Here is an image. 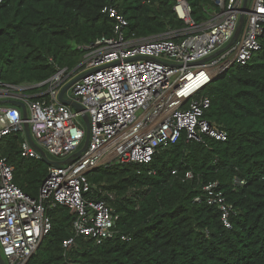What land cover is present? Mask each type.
<instances>
[{
    "label": "trees",
    "instance_id": "obj_1",
    "mask_svg": "<svg viewBox=\"0 0 264 264\" xmlns=\"http://www.w3.org/2000/svg\"><path fill=\"white\" fill-rule=\"evenodd\" d=\"M187 2L196 23L215 7L214 0ZM176 5L177 0H1L0 81L30 87L26 92L45 91L48 84H39L58 67L73 69L82 61L80 46L113 34L116 19L104 7L128 19L129 35L149 38L187 27ZM260 42L247 65L230 67L204 90L212 101L205 117L227 131V140L183 135L148 164L120 163L88 174L95 196H101L99 187L116 193L109 200L116 226L130 241L118 236L98 244L79 236L66 252L63 241L75 235V215L56 204L49 209L52 230L29 264H264V33ZM23 139L21 132L6 136L0 155L15 165V182L38 197L50 165L23 158ZM188 171L193 178H186ZM215 181L234 206L232 228L206 200L203 187Z\"/></svg>",
    "mask_w": 264,
    "mask_h": 264
},
{
    "label": "built area",
    "instance_id": "obj_2",
    "mask_svg": "<svg viewBox=\"0 0 264 264\" xmlns=\"http://www.w3.org/2000/svg\"><path fill=\"white\" fill-rule=\"evenodd\" d=\"M214 2L208 18L196 23L187 0H177L176 11L187 27L149 38L129 35L128 19L106 6L103 11L116 19L113 34L80 46L82 61L73 69L58 67L39 84H48L45 91L9 94L30 87H5L0 81L6 88L0 97L13 95L26 103L31 135L47 155L59 161L72 157L70 162L50 165L39 196L31 197L15 182V165L0 155V252L6 264H29L52 230L49 209L56 204L75 215V235L63 241L66 252L76 246L79 236L98 244L118 236L130 241L131 236L116 226L109 201L116 199V193L99 187L101 196H95L88 174L120 163L148 164L160 149L183 135L187 140L204 141L205 135L227 140V131L205 117L212 101L204 90L235 64L247 65L261 50L264 0ZM242 15L244 21L236 36ZM84 74L64 92L66 99L83 106L77 111L59 95ZM84 114L90 123L89 143L81 156L74 157L87 137ZM25 121L20 107L0 105V144L6 136L21 132V156L43 160L27 137ZM193 176L191 171L186 173V178ZM218 187L217 181L203 187L206 200L218 206L223 224L232 228L234 206Z\"/></svg>",
    "mask_w": 264,
    "mask_h": 264
},
{
    "label": "water",
    "instance_id": "obj_3",
    "mask_svg": "<svg viewBox=\"0 0 264 264\" xmlns=\"http://www.w3.org/2000/svg\"><path fill=\"white\" fill-rule=\"evenodd\" d=\"M243 21H244V15L241 16L240 18V25L238 27V30H237V33H236V36L240 30V27L242 26L243 24ZM230 45V44H229ZM229 45H227L226 47H224L222 49L225 50ZM221 52V51H219ZM214 55L204 59L203 61H206L208 59H210L211 57H213ZM203 61H200V62H203ZM86 74L84 75H80L78 76L76 79H74L73 81H71L70 83H68L61 91L60 95H59V99L65 103V104H68V105H71L73 106L77 111H82L83 110V106L81 104H79L78 102L74 101V100H70V99H66L64 97V92L78 79L84 77ZM4 84V83H3ZM5 87L7 86L6 84H4ZM9 87H12V86H9ZM2 104H12V105H15V106H18L21 108L22 110V113H23V117L24 119L26 120L24 122V127H25V130H26V134H27V137L28 139L30 140V142L33 144V146L42 154L43 156V160L49 164V165H55V166H59L61 165L62 163L64 162H70L72 160V157L67 159V160H64V161H59V160H54V159H51L47 153L45 152V150L40 147L33 139L32 135H31V130H30V124L28 122V119H29V113H28V108H27V105L26 103H24L23 101L19 100L18 98H15L13 95H11L10 97L8 98H5V99H0V105ZM84 117V120H85V123H86V127H87V137H86V140H85V143L83 145V147L77 151L75 154H74V157H79L82 155L83 151L87 149V146H88V143H89V138H90V123H89V119H88V115L87 114H84L83 115ZM0 264H6V261L4 259V257L2 256L1 252H0Z\"/></svg>",
    "mask_w": 264,
    "mask_h": 264
},
{
    "label": "crops",
    "instance_id": "obj_4",
    "mask_svg": "<svg viewBox=\"0 0 264 264\" xmlns=\"http://www.w3.org/2000/svg\"><path fill=\"white\" fill-rule=\"evenodd\" d=\"M4 90H6L5 87H0V91H4ZM12 93H14V94H25V95H31L32 94V92H26L24 90H18V91L9 92V94H12ZM4 95H6V94H4ZM5 98H8V97H0V99H5Z\"/></svg>",
    "mask_w": 264,
    "mask_h": 264
},
{
    "label": "rangeland",
    "instance_id": "obj_5",
    "mask_svg": "<svg viewBox=\"0 0 264 264\" xmlns=\"http://www.w3.org/2000/svg\"><path fill=\"white\" fill-rule=\"evenodd\" d=\"M254 54H255V56H256V55L258 54V52H255ZM237 66H239V65H238V64H235V65H234V67H237ZM48 155H49L50 158H52V159H54V160H57V157L52 156V155L49 154V153H48Z\"/></svg>",
    "mask_w": 264,
    "mask_h": 264
},
{
    "label": "clouds",
    "instance_id": "obj_6",
    "mask_svg": "<svg viewBox=\"0 0 264 264\" xmlns=\"http://www.w3.org/2000/svg\"><path fill=\"white\" fill-rule=\"evenodd\" d=\"M95 240V239H94ZM96 241V240H95Z\"/></svg>",
    "mask_w": 264,
    "mask_h": 264
},
{
    "label": "bare ground",
    "instance_id": "obj_7",
    "mask_svg": "<svg viewBox=\"0 0 264 264\" xmlns=\"http://www.w3.org/2000/svg\"><path fill=\"white\" fill-rule=\"evenodd\" d=\"M181 11V10H180Z\"/></svg>",
    "mask_w": 264,
    "mask_h": 264
}]
</instances>
